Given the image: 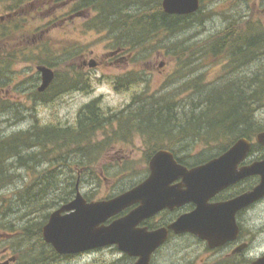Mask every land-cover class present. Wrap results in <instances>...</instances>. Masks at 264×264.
<instances>
[{
  "label": "trees",
  "instance_id": "trees-1",
  "mask_svg": "<svg viewBox=\"0 0 264 264\" xmlns=\"http://www.w3.org/2000/svg\"><path fill=\"white\" fill-rule=\"evenodd\" d=\"M13 6L14 4H9V13L13 12ZM74 10L83 15L86 10L94 11L97 16L92 23L96 27H106L112 34L119 33V37L115 38L117 47L128 48L131 52L135 38L139 39L142 47L147 40L155 39L153 36H159L163 32L174 37L187 26L190 27V17L196 16H168L164 14L160 2H156L153 7L150 4L141 5L140 0H76ZM11 22L12 20L9 25L15 29L19 20ZM11 30L13 29L6 25L0 26V76L11 67L18 54L14 49L8 48L12 43ZM126 42L130 43L129 47L125 45ZM208 45L207 50L213 57L225 47L228 62L232 59L238 73L229 70L224 76L226 79L219 83L199 81L201 77L193 83L188 80V94L177 100L168 96L169 94L156 98L157 95L148 96L142 93L138 100L133 98L130 106L117 112L100 110L94 100L79 110L73 125L41 124L35 118L29 128L0 137V191L16 182L15 169H26L32 173L28 184L18 187L10 198L3 200L6 205L1 214H11L14 221L7 218L4 223L0 221L1 229L20 231V240L15 244L20 252L23 249L22 244L31 241L37 242V246L33 248L43 247L37 255H31L29 251L28 262L22 264H42L44 260L57 258L58 255L43 242L41 228L46 223L50 211L72 199L76 185L78 186L81 180L86 182V179H89L90 183L97 184L102 177L111 176L107 169L99 174L91 169L112 147L109 146V141L122 139L127 142L128 137L133 136L132 131L137 129L140 134L149 138L147 142L153 143L144 154L146 163L154 152L166 149L183 164L184 160L178 157V154L188 155L189 143H185L186 140L192 141L191 144L200 142L218 145V152L211 157L213 158L227 150L236 140L245 138L253 141L256 134L264 131V119L259 116L264 111V66L259 65L247 74L242 67L239 69L238 64L242 62L244 65L250 60H257V63L264 58V33L256 32V29L250 30L249 26L246 29L228 26L222 36ZM41 49L46 51L43 46ZM185 49L183 45L181 49L173 48L171 52L177 56L179 50ZM42 57H38L40 64L50 67L48 56ZM230 65L232 64L229 63ZM54 74L53 82L46 91L53 92L54 96L68 91L88 89L86 78L76 70H73L70 76L61 77L55 72ZM6 79L10 80L9 76ZM138 79L140 78L136 75L129 78L124 76L119 78L121 84L118 87L123 85L126 88V84L137 83ZM6 84V80L0 78V87ZM33 88L35 89V84ZM32 94L35 97L30 99L33 98L34 102L47 100L37 90H33ZM185 99L187 102H184ZM8 108L16 114L21 110L17 104H10ZM113 125H116L118 130H112L110 138L92 143L98 129ZM257 149L260 150L257 157L259 160L264 155V148L254 145L252 152ZM190 160L195 164L199 163L194 159ZM42 166L45 167L40 169ZM74 169L79 172L77 176L72 175ZM119 172V176L128 174ZM146 172L147 168L144 175ZM61 176H64L65 182L60 181ZM74 179L76 182H73ZM250 182L251 185L255 183L254 180ZM15 223L18 226H15ZM15 251L19 255L20 252ZM18 258V261H22L24 257H21L20 253Z\"/></svg>",
  "mask_w": 264,
  "mask_h": 264
},
{
  "label": "rangeland",
  "instance_id": "rangeland-1",
  "mask_svg": "<svg viewBox=\"0 0 264 264\" xmlns=\"http://www.w3.org/2000/svg\"><path fill=\"white\" fill-rule=\"evenodd\" d=\"M160 1L140 0V3L141 5L150 4L154 7L155 3ZM9 4H14L12 13L7 11ZM200 4V10L195 13L196 16L190 17L188 21L190 27L187 26L183 32L174 37L168 36L164 32L159 36H153L155 39L147 40L140 47L141 52H137L128 64L125 62H120L117 65L101 64L98 68L89 66L90 68L85 69L81 67L83 59L91 58L102 62L105 53L115 49L117 46L115 38L120 35L119 33L112 34L106 27L99 25L96 27L92 23L97 16L94 11L86 10L85 15L81 13V16L69 19L70 8H58V5L53 6L50 0H0V26L6 25L9 29H13L11 30L12 47L9 45L7 47L9 46L8 48L14 49L13 51L18 53L15 62L4 75L0 76L7 83L0 87V137L29 128L35 118L41 124L73 125L79 110L94 100L97 101L96 105L100 110L117 112L130 106L134 101L133 98L138 100L142 93L148 96L157 95L156 98L169 94L168 96H173L177 100L188 94L190 85L188 80L193 83L201 77L199 81L211 84L224 81L226 79L224 76L229 70L237 74V68L232 59L228 62L225 53L227 49L223 47L222 52L220 51L216 57H213L207 50L208 44H212L214 40L222 36L228 26L240 27V29H246L249 26L250 30L256 29V32L264 33V0H200ZM11 20L13 23L19 20L15 29L14 26L9 25ZM127 43L125 45L129 47L130 43ZM183 45L186 49L179 50L177 56H174L171 50L173 48L181 49ZM41 46L46 51H41ZM201 50L202 54L199 55ZM159 52L160 56H158ZM71 53L73 55L69 56ZM42 56L49 58L50 67H45L50 68L61 77L70 76L73 70L80 72L87 80L88 89L86 91H68L55 96L53 92H45L41 94L47 99L46 101L34 102L32 99L35 96L33 97L32 91L37 90L41 84V75L36 68L44 66L38 60V57L43 58ZM256 61L250 60L244 65L240 62L238 63L239 69L242 67L243 71L249 74L259 65L264 66V58L257 63ZM229 63L232 65L229 66ZM161 64H163L162 67ZM78 68L79 70H77ZM133 75L139 76L140 79L137 83L126 84L127 89L123 85L118 87L121 84L119 78L124 76L129 78ZM7 76L10 80L6 79ZM33 84H35V89ZM31 97L33 98L30 99ZM184 102H187L186 99ZM10 104H17L21 110L17 114L10 111L8 108ZM260 115L264 119V111ZM115 129L118 130L116 125L98 129L92 143L103 142L106 137L110 138V132ZM131 134L133 136L128 137L127 142L122 139L115 142L109 141V146L112 145V147L91 167L97 174L107 169L109 175L112 176H108L111 179L109 183L104 182L103 177L97 184L90 183L89 179H86V182L80 181L79 191L85 199L89 201L104 200L121 190L120 186L127 179H131L134 183L138 177L147 176V172L144 175L148 167L144 154L153 143L147 142L149 138L140 134L137 129H134ZM184 142L189 143L188 155L184 156L179 153L178 157L183 158L190 165L195 164L190 159L202 162L209 160L218 152L216 148L218 145H207L200 142L191 144L193 142L190 140ZM259 153V149L253 151L250 159L256 160ZM44 167L42 166L40 169ZM119 171L128 174L119 176V174L117 175ZM14 174L17 177L16 182L0 191V206L2 205L0 221L2 223L6 218L9 221H14L11 214L7 216L1 214L6 205L3 200L10 198L18 187H23L32 179V173L26 169H15ZM77 174L79 172L74 169L72 175L77 176ZM56 180L58 179L56 178ZM60 181L65 182L64 176L60 177ZM73 182L76 180L74 179ZM245 183L247 184V182ZM74 197L75 193L72 195V199ZM242 220L247 231L252 235L251 258L263 256L264 200L243 216ZM15 226H18L17 223ZM19 232V230L12 232L0 228V251L7 247L12 252V256L17 257L15 264L28 262L29 251L31 255H37L43 249V247L33 248L37 246V242L31 241L27 244L21 243L23 249L20 252L15 247L21 237ZM15 250L20 252L21 257L25 259L18 261L20 253L18 255ZM104 253V258H107L105 260L99 258L101 254L94 259L84 255L71 260H62L57 256L52 260H44L42 264H92L91 260L96 264H127L124 262L125 260L116 262L112 259L111 256L116 255L112 250ZM177 255L174 252L173 257L167 262L174 261V257ZM155 264L168 263H165L162 257H158ZM169 264H174V262ZM194 264H227V261L215 259L214 262L210 260L200 262L196 258Z\"/></svg>",
  "mask_w": 264,
  "mask_h": 264
},
{
  "label": "water",
  "instance_id": "water-1",
  "mask_svg": "<svg viewBox=\"0 0 264 264\" xmlns=\"http://www.w3.org/2000/svg\"><path fill=\"white\" fill-rule=\"evenodd\" d=\"M161 6L167 15L186 16L196 13L200 2L162 0ZM36 70L41 75L37 90L42 93L52 83L54 72L45 66H38ZM255 142L264 148V131L256 134ZM251 147L250 140L240 138L220 156L191 169L179 165L171 152L159 150L149 160L146 180L122 194L108 200L87 202L77 190L70 202L50 213L41 229L42 239L58 255H76L116 245L121 253L136 258L133 264H149L151 255L167 238V230L147 232L136 228L138 223L164 208L192 202L195 210L180 216L168 229L175 234H193L212 248L220 246L238 234L236 213L264 198V157L239 167ZM251 176L259 177L252 190L224 203L207 204L209 197ZM178 178L182 179L178 187H170ZM181 185L185 190L179 189ZM136 203L139 207L135 210L105 225ZM252 264H264V255Z\"/></svg>",
  "mask_w": 264,
  "mask_h": 264
},
{
  "label": "flooded vegetation",
  "instance_id": "flooded-vegetation-1",
  "mask_svg": "<svg viewBox=\"0 0 264 264\" xmlns=\"http://www.w3.org/2000/svg\"><path fill=\"white\" fill-rule=\"evenodd\" d=\"M50 1L53 3V6L58 5V8H65V7L70 8V11H69L70 18L69 19H71V17L76 18L77 16L82 15L81 13L74 12L76 0H50ZM161 5H162V0L160 1V6ZM168 16H173V15H168ZM86 18H89V17H86ZM56 19H59V18L56 17ZM63 19L66 20L65 18ZM138 40L139 39L135 38L132 41V43H134L133 48H132L133 52H131V50L128 48L125 49V48H120L116 46L115 49H113L112 51H108L105 53V56H104L105 58L104 60L102 59V62H98L91 58L87 60L83 59L81 61V67L82 68L84 67L86 69V68H90L91 67L90 65H93V67L98 68L101 64L102 65H117V64H120V62H125L128 64L130 59L137 52H141V48H140L141 46ZM160 55L161 53L159 52L158 56ZM162 65L163 64H161L160 66L162 67ZM77 70H79V68ZM209 160L207 159L197 164L190 165L189 162L184 161L182 164L178 161V159H176L179 165H182L183 167H186L187 169H191L196 166L203 165L207 163ZM252 162L253 161L250 159V157H247L245 161L240 163L239 167L250 165ZM147 173L149 175V170ZM147 176L138 177V179L134 183L131 181V179H127L120 186L119 189L121 190H119L117 193L109 197L104 198V200L110 197H114L116 195L122 194L132 189L136 185H139L141 182L146 180ZM103 180L104 182L109 183L111 179L103 178ZM250 180H254L255 183L251 185V182L249 183ZM181 182H182V179L178 178L173 183H171L170 187L172 186L178 187L177 185L180 184ZM245 182H247V184ZM258 182H259V178L249 177L239 182L233 183L225 187L224 189L220 190L212 197H209V199L207 200V204L212 205V204L224 203V202L230 201L236 198L237 196L242 195L243 193L252 190V188L256 186ZM179 189L185 190L184 185L179 186ZM263 200L264 199H262L261 201L259 200V202L257 201V203H254L238 211L235 215V221L238 227V234L236 238L233 240L227 241L220 246L213 247V248L209 246L208 242L200 239L199 237L193 234H190V233L175 234L172 230L168 229V227L172 223H174L180 216L189 214L195 210L196 205L192 202L183 204L179 207L175 206L172 209L164 208L158 211L157 213L153 214L152 216H149L143 219L142 221L138 223L136 228L145 229L147 232H154L159 229L167 230V238L165 239L164 243L158 249H156V251L151 255L149 264H155V261L157 260L158 257H162L165 263H168V264L172 262H174V264H194L196 261V258H198L200 262H203L205 260H208V261L210 260L214 262L215 259H219V261L224 259L227 261V264H252V262L255 261L256 258L259 256L255 258L254 257L251 258L252 255L250 252L252 248V235L247 231L246 225L244 226L242 218L243 216L248 214L252 208H255V206H257ZM87 202H89V200H87ZM137 207H139V203H136L128 207L124 211L120 212L118 215L112 217L106 222L105 225H108L112 221L124 217L132 210H135ZM110 250L116 253V255L111 256V258L114 259L116 262L125 260L124 261L125 263L133 264L136 261V258L129 257L128 255L119 252L116 245L107 246V247H103V248H99L95 250H90V251H87L79 255L59 256V259L71 260L78 256L83 257L84 255H86V257L88 258L94 259L97 255L101 254L99 258L101 260H105L107 258H104V255H105L104 252L110 251ZM174 252L178 254L176 257H174L175 258L174 261L167 262L169 259H171V257H173ZM9 258L15 259L13 262H9V264H15V262L17 261L16 257H13L12 252L6 247L4 250L0 251V264L6 263L9 260ZM95 260L98 261V259H95ZM91 262L92 264H96L92 260Z\"/></svg>",
  "mask_w": 264,
  "mask_h": 264
}]
</instances>
